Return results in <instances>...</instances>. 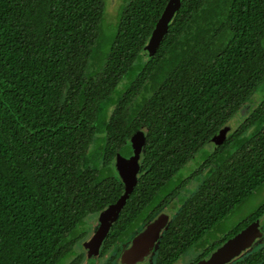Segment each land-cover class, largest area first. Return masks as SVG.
Here are the masks:
<instances>
[{"label":"trees","instance_id":"16d2710c","mask_svg":"<svg viewBox=\"0 0 264 264\" xmlns=\"http://www.w3.org/2000/svg\"><path fill=\"white\" fill-rule=\"evenodd\" d=\"M167 1L126 0L108 23L105 0H0V264L76 261L78 225L138 131L143 178L202 149L210 174L196 194L222 215L264 184V94L251 101L264 0H181L145 56Z\"/></svg>","mask_w":264,"mask_h":264},{"label":"flooded vegetation","instance_id":"af4514ba","mask_svg":"<svg viewBox=\"0 0 264 264\" xmlns=\"http://www.w3.org/2000/svg\"><path fill=\"white\" fill-rule=\"evenodd\" d=\"M143 151L144 144L136 181L124 202L117 203L124 184L116 173L118 182L105 185V203L89 212L78 225L82 236L73 245V257L77 259L72 264H87L90 258L89 264H197L256 220L260 235L223 264H264V212H255L264 196L254 209L240 216H236V211L245 200L222 215L215 210L219 205L210 204L217 197L196 194L203 191L199 186L209 177L207 163L200 159L194 162V155L184 164L167 162L171 169L161 171L153 167L149 177L143 178V170L150 167L143 162ZM162 153L165 154L164 150ZM125 155H131L130 148ZM185 166H191V170L182 176L181 168ZM119 184L121 188L117 190ZM263 190L261 187L259 192ZM110 206V212L100 219L102 211ZM229 216L230 225L226 222ZM150 226L156 229V235L152 234L137 252L129 254V248L138 244L141 233ZM98 230L100 237L95 236ZM124 252H128L125 259ZM71 260L66 259L65 264Z\"/></svg>","mask_w":264,"mask_h":264},{"label":"water","instance_id":"95a60500","mask_svg":"<svg viewBox=\"0 0 264 264\" xmlns=\"http://www.w3.org/2000/svg\"><path fill=\"white\" fill-rule=\"evenodd\" d=\"M181 0H168L160 13L153 29L151 30L150 36L147 43L143 46V54L145 56H151L159 46L161 40L168 30V24L174 13L179 9ZM248 105L243 106L241 109L242 113H245ZM230 126L225 125L221 127L216 134L211 137V140L216 144H221L229 131ZM144 144V134L142 131H138L130 137V144L124 143L121 148L115 152L114 157V169L118 174L119 178L123 181L124 191L120 195L117 203L121 205L127 197L129 190L136 181V173L139 169V158ZM131 149V155L126 156ZM110 207L102 211L100 219L104 218L107 212H110ZM257 220L246 225L242 230L237 232L229 240L225 241L218 249L214 250L209 257L201 260L197 264H223L234 256L238 255L242 250L251 245L257 236L260 235V231L257 227ZM150 226L139 237L138 244L133 245L129 248V254L137 252L140 246L152 235H156V229H152ZM99 230L95 233V236H99ZM147 242V241H146ZM126 253L123 254V259L126 258ZM91 261V258L89 259ZM89 261L87 264H89ZM91 264H93L91 262Z\"/></svg>","mask_w":264,"mask_h":264},{"label":"rangeland","instance_id":"374dc122","mask_svg":"<svg viewBox=\"0 0 264 264\" xmlns=\"http://www.w3.org/2000/svg\"><path fill=\"white\" fill-rule=\"evenodd\" d=\"M105 2H106L105 3L106 4L105 16H107L106 21L108 23L114 22V19L117 16L118 7L120 6V4L125 3L126 0H105ZM258 90H259V92L255 93V95L252 96L251 101H255L256 99L258 100L260 97L263 96V94H264V81L260 84ZM201 153H202V149H200V152L197 151V153L194 156V158H195L194 162L199 161ZM190 170H191V166H187V167L185 166V167L181 168L182 176L188 174L190 172ZM197 180H198V178H197ZM262 188H264V184L262 185ZM263 196H264V190L261 193L258 191V192L251 194L248 197L249 199L245 200V202L237 209L236 216H240V215L254 209L256 207V205L263 200L262 199ZM226 222L228 223V225H230L232 223V219L230 218V216L226 220Z\"/></svg>","mask_w":264,"mask_h":264}]
</instances>
